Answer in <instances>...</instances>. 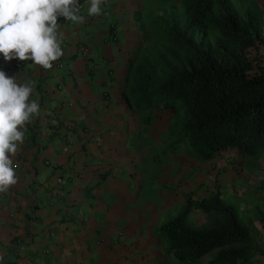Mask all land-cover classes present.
<instances>
[{
  "label": "crops",
  "instance_id": "1",
  "mask_svg": "<svg viewBox=\"0 0 264 264\" xmlns=\"http://www.w3.org/2000/svg\"><path fill=\"white\" fill-rule=\"evenodd\" d=\"M88 6L80 0L83 24L59 18L63 55L51 69L0 56V70L31 84L40 105L10 157L17 183L0 193V264H156L158 212L182 200L140 190L137 118L120 97L132 28L119 23L112 41L121 12L103 0L90 17ZM252 205L264 215L263 194Z\"/></svg>",
  "mask_w": 264,
  "mask_h": 264
},
{
  "label": "trees",
  "instance_id": "2",
  "mask_svg": "<svg viewBox=\"0 0 264 264\" xmlns=\"http://www.w3.org/2000/svg\"><path fill=\"white\" fill-rule=\"evenodd\" d=\"M181 8L180 18L158 17L150 31L138 26L151 44L127 58L121 99L134 111H171L170 135L184 141L189 158L259 155L264 151V38L258 12L236 13L220 0H181ZM195 30L217 37L206 43L193 36ZM191 209L204 216L201 223L187 222ZM239 211L217 191L187 198L157 233L178 262L200 264L209 255L205 264H252L262 250ZM253 211L264 228L262 211L257 206Z\"/></svg>",
  "mask_w": 264,
  "mask_h": 264
},
{
  "label": "rangeland",
  "instance_id": "3",
  "mask_svg": "<svg viewBox=\"0 0 264 264\" xmlns=\"http://www.w3.org/2000/svg\"><path fill=\"white\" fill-rule=\"evenodd\" d=\"M260 1L226 0L225 3L236 13L242 12L245 7L259 11L264 23V2ZM131 9L139 10L144 28L148 31L158 17L182 16L179 0H139L133 2ZM261 30L264 38V26ZM141 34L142 32L138 30L135 39L134 50L138 48V53L151 44L146 38L142 39ZM193 36L206 43H211L217 37L210 31H195ZM261 49L264 52V44ZM77 56L80 57V53ZM100 69L101 66L94 70L98 72ZM174 121L171 111L153 110L141 112L135 123L138 133L134 150H137V153L132 165L138 168L141 192L154 194L156 202L163 199V196L176 192L182 196L181 201H184L182 204L180 202L159 210L160 213L158 212L156 217L157 225L174 216L185 205L186 198L206 196L217 190L225 201L232 199L239 205L243 219L250 224L256 245L262 250L254 256L252 264H264V228L259 227L255 212L248 211L249 206H253L255 195L263 194L264 198V169L258 167L259 161H262L264 166V153L242 158L233 153H225L217 159L206 162L188 158L185 153L187 145L184 141L181 140L176 144L175 137L170 135L174 131ZM249 198L252 200L248 201ZM139 201L144 202L143 199ZM203 218L197 210L191 209L186 220L191 225H197L203 221ZM162 240L161 235H157L156 264H189L168 257L163 251ZM208 258L209 255L204 256L200 264H205Z\"/></svg>",
  "mask_w": 264,
  "mask_h": 264
},
{
  "label": "clouds",
  "instance_id": "4",
  "mask_svg": "<svg viewBox=\"0 0 264 264\" xmlns=\"http://www.w3.org/2000/svg\"><path fill=\"white\" fill-rule=\"evenodd\" d=\"M220 1L226 2V0ZM102 2L103 0H85V3L89 5L86 9L87 15L90 17L99 16ZM125 2L128 3L125 5ZM133 2H139V0H107V5H113L121 12V20L118 23L109 21L108 33L110 39L116 41V31L119 23L123 22L127 25V28H132L133 45L131 52L125 58L124 67L127 58L134 52L138 26L143 24L141 16H139V10L131 9ZM179 2L181 8V0ZM80 12V0H0V56L6 62L12 60L31 61L45 71L51 69L54 62L63 55L61 34L58 32L59 18L71 21L74 24H83L86 22L85 16L81 15ZM257 12L263 22L261 13ZM80 50L83 54L86 53L83 47ZM33 90L31 84L17 83L15 77H9L4 71L0 70V193L6 192L10 186L17 183L13 160L10 157L16 154L19 145L24 142V131L21 129H24L34 115L39 114L40 105L38 102L29 100ZM126 108L132 111L138 119L141 112L134 111L132 107L126 106ZM179 141L177 140L175 143L179 144ZM226 153L237 155L234 152ZM183 202L181 201V204ZM233 204L239 207L235 201ZM170 257L172 258V256Z\"/></svg>",
  "mask_w": 264,
  "mask_h": 264
}]
</instances>
